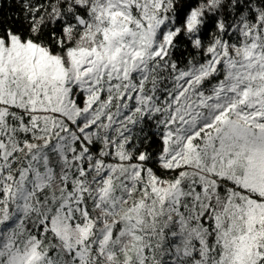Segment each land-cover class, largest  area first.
Instances as JSON below:
<instances>
[{"label": "snow or ice", "instance_id": "snow-or-ice-1", "mask_svg": "<svg viewBox=\"0 0 264 264\" xmlns=\"http://www.w3.org/2000/svg\"><path fill=\"white\" fill-rule=\"evenodd\" d=\"M0 264H264V0H0Z\"/></svg>", "mask_w": 264, "mask_h": 264}]
</instances>
